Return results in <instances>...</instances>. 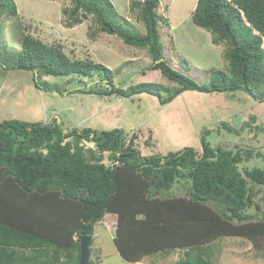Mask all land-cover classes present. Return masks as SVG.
Segmentation results:
<instances>
[{"label": "trees", "instance_id": "16d2710c", "mask_svg": "<svg viewBox=\"0 0 264 264\" xmlns=\"http://www.w3.org/2000/svg\"><path fill=\"white\" fill-rule=\"evenodd\" d=\"M71 1L73 8L65 10L68 25L93 16L101 31L147 49L154 61L150 71H160L180 86L171 98L187 90H245L264 101V0L197 1L193 23L211 32L214 44L228 45L224 58L229 72H216L211 88L164 59L160 0L131 5L146 27L144 35L124 26L110 0ZM4 14H18L14 0H0V19ZM13 68L41 76H96L112 89L77 92L101 97L130 98L165 89L143 84L129 92L116 87L115 72L105 65L71 60L60 48L32 36L25 38ZM137 139L128 140L119 129L66 131L56 123H0V264H79L81 239L91 237L92 246L95 226L108 214L117 216L114 242L131 263L180 250L185 257L177 264H215L190 252L231 237L249 239L263 249L264 213L257 199L264 170L241 171L252 151L212 147L202 140L200 152L186 148L145 156ZM176 187L185 189L171 193Z\"/></svg>", "mask_w": 264, "mask_h": 264}, {"label": "rangeland", "instance_id": "374dc122", "mask_svg": "<svg viewBox=\"0 0 264 264\" xmlns=\"http://www.w3.org/2000/svg\"><path fill=\"white\" fill-rule=\"evenodd\" d=\"M14 1L18 14H4L0 19V123H56L66 131L119 129L128 140L138 136L136 147L145 156H166L186 148L200 152L204 140L212 147L250 150L253 158L241 165V171L264 170V101L256 100L245 90H187L171 98L180 86L160 71H150L154 61L147 49L129 46L116 34L101 31L93 16L81 24L68 25L65 10L73 8L71 0ZM110 1L125 27L146 34L138 12L131 10L134 1L144 0ZM197 1L160 0L161 42L164 59L172 68L198 85L211 88L216 72H229L224 58L228 45L214 44L212 33L193 23ZM27 36L60 48L71 60L105 65L115 72L116 87L129 92L143 84L165 89H160L161 93L144 91L130 98L101 97L82 93L112 89L110 83H101L96 76H41L14 69ZM184 184L189 186L187 181ZM259 188L257 201L264 213V186ZM184 189L176 187L171 193ZM116 228L115 214L106 215L96 224L91 264H177L185 257V252L179 250L172 255L156 254L141 262H127L114 242ZM190 254H202L215 264H264V247L258 249L251 240L241 237L219 239Z\"/></svg>", "mask_w": 264, "mask_h": 264}, {"label": "water", "instance_id": "95a60500", "mask_svg": "<svg viewBox=\"0 0 264 264\" xmlns=\"http://www.w3.org/2000/svg\"><path fill=\"white\" fill-rule=\"evenodd\" d=\"M91 237H83L81 239V259L79 264H91Z\"/></svg>", "mask_w": 264, "mask_h": 264}, {"label": "crops", "instance_id": "0c3cea01", "mask_svg": "<svg viewBox=\"0 0 264 264\" xmlns=\"http://www.w3.org/2000/svg\"><path fill=\"white\" fill-rule=\"evenodd\" d=\"M171 255H172V253H171Z\"/></svg>", "mask_w": 264, "mask_h": 264}]
</instances>
